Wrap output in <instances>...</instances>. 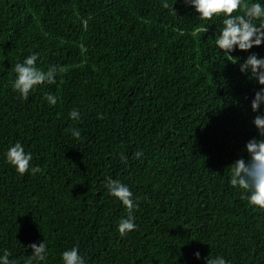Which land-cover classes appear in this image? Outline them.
<instances>
[{"label": "trees", "instance_id": "obj_1", "mask_svg": "<svg viewBox=\"0 0 264 264\" xmlns=\"http://www.w3.org/2000/svg\"><path fill=\"white\" fill-rule=\"evenodd\" d=\"M163 2L0 0V256L24 264L26 246L45 241L39 264H63L77 245L85 264H264V210L229 183V165L257 135L259 85L239 71L249 52L229 60L217 49L223 16ZM250 51L264 57V45ZM33 53L38 69H57L56 83L23 100L13 68ZM16 142L40 173L7 162ZM108 178L138 205L124 237L127 209Z\"/></svg>", "mask_w": 264, "mask_h": 264}, {"label": "clouds", "instance_id": "obj_2", "mask_svg": "<svg viewBox=\"0 0 264 264\" xmlns=\"http://www.w3.org/2000/svg\"><path fill=\"white\" fill-rule=\"evenodd\" d=\"M185 6H191L201 20H211L223 16V27L215 36V45L221 54H226L229 60L235 58L231 53L239 50L249 52V55L239 65V71L249 80H255L259 85L251 99V111L256 113L252 118V125L257 135L251 137L244 149L247 158L241 156L230 165V185L240 191V198L247 200L250 206L264 210V57L250 50L264 45V4L260 2L247 3L246 0H182ZM164 9H170L176 13L174 6H170L167 0L162 3ZM207 32L208 30L205 29ZM239 58V57H238ZM240 59V58H239ZM238 59V60H239ZM38 54H30L22 63H16L13 71L16 78L13 90L19 93V97L27 100L29 94L42 84H55L57 69L50 67L46 72L36 67ZM227 60V61H229ZM236 61V63L238 62ZM235 64V63H234ZM45 99L49 105L54 106L57 99L52 94H47ZM72 120L79 121L80 113L72 109L69 113ZM98 118H103L98 114ZM77 139L80 138L79 129H66ZM142 152L135 153V157L142 156ZM31 153H26L22 144L16 142L6 153L7 162L16 172L23 176L31 170L35 175L42 169L39 166L32 167ZM122 162H127V157L121 155ZM106 187L109 194L122 202L127 209V218L121 219L118 231L121 237L135 231L137 225L133 216V210L138 207L132 199L133 193L119 180L108 178ZM30 248L31 255L27 256L24 264H39L46 259L47 244L45 241L32 243L26 246ZM11 253L7 250L0 256V264H17V261L9 259ZM196 259H200L199 251L193 253ZM63 264H85L84 258L79 254V246L62 253ZM206 264H228L223 257L206 258Z\"/></svg>", "mask_w": 264, "mask_h": 264}]
</instances>
